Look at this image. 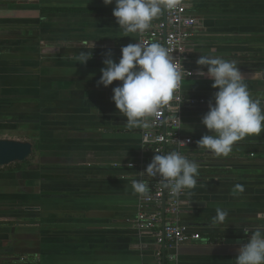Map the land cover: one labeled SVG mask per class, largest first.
<instances>
[{
  "label": "crops",
  "instance_id": "0c3cea01",
  "mask_svg": "<svg viewBox=\"0 0 264 264\" xmlns=\"http://www.w3.org/2000/svg\"><path fill=\"white\" fill-rule=\"evenodd\" d=\"M183 1L198 24L183 63L195 76L182 78V89L198 103L183 105L180 122L193 139L183 154L197 162L199 175L180 218L202 238L169 252L177 264H234L247 242L226 241H248L249 230L264 226V132L237 142L226 157L198 149L211 134L200 121L216 90L196 75L207 71L196 61L207 55L234 62L264 107V0ZM43 7L115 4L0 0V121H21L0 125L29 127L36 136L33 162L0 168V262L28 256L34 264H154L152 234L130 223L139 197L132 182L152 159L140 143L145 128L129 130L117 114L112 89L119 82L97 83L104 54L110 50L118 62L137 35L123 36L112 14H45ZM81 52H92L85 65L75 59ZM236 184L244 192L234 196ZM217 207L228 217L213 228Z\"/></svg>",
  "mask_w": 264,
  "mask_h": 264
},
{
  "label": "clouds",
  "instance_id": "9594fccd",
  "mask_svg": "<svg viewBox=\"0 0 264 264\" xmlns=\"http://www.w3.org/2000/svg\"><path fill=\"white\" fill-rule=\"evenodd\" d=\"M107 5L115 4L112 15L128 37L130 34H144L152 26V21L164 9L174 7V0H103ZM121 57L114 61L109 50L104 54V67L101 68L98 86L112 89V102L117 114L123 116L129 130L148 128L151 118L160 114V109L174 99L182 75L168 50L159 43H130L121 49ZM77 63L85 65L92 59V52H81ZM196 64L199 77L212 81L216 90L208 103V111L201 124L211 134L197 141L198 149L216 157L228 156L233 146L247 137H257L264 132V107L260 99H253L237 65L221 57L200 55ZM131 163L128 168H132ZM199 165L177 151L161 155L155 153L145 171L132 182L133 194L142 198L150 197V180L159 178L163 189L175 197L185 195L188 199H177L178 206H189L192 190L197 185ZM244 192V187L236 184L232 195ZM211 227L223 225L228 211L216 208ZM251 233L248 243L237 249L234 264H264V226H258ZM247 234V235H248Z\"/></svg>",
  "mask_w": 264,
  "mask_h": 264
},
{
  "label": "built area",
  "instance_id": "2783aa9c",
  "mask_svg": "<svg viewBox=\"0 0 264 264\" xmlns=\"http://www.w3.org/2000/svg\"><path fill=\"white\" fill-rule=\"evenodd\" d=\"M191 8L183 0H174V7L164 9L152 21V26L144 34L137 35V43L144 45L159 43L164 46L170 57L174 59L182 78L195 76V71L183 67L186 59L187 44L193 37L197 26V18L191 13ZM202 103V101H199ZM195 105L198 100L184 97L182 79L174 93V99L160 109V114L151 118L148 129L141 132L140 143L145 151L165 155L177 151L184 155V150L193 144V139L185 136L181 129V111L184 104ZM152 160V159H151ZM149 161V163L151 162ZM148 163V164H149ZM147 164V165H148ZM147 165L139 167V173L145 171ZM144 179H149L143 177ZM159 178L150 180V197H138V209L130 219V223L139 232H148L154 239V264H177L175 254L169 250L179 246L201 241L199 233L191 231L190 227L181 221L182 205L170 191L163 189Z\"/></svg>",
  "mask_w": 264,
  "mask_h": 264
},
{
  "label": "water",
  "instance_id": "95a60500",
  "mask_svg": "<svg viewBox=\"0 0 264 264\" xmlns=\"http://www.w3.org/2000/svg\"><path fill=\"white\" fill-rule=\"evenodd\" d=\"M17 122H21V121H0V123H17ZM32 153H33V145L29 142L0 139V168L9 166L14 163H23L28 158H30ZM194 225L195 224H193V226ZM226 242L227 244H233V243L243 244L245 242L248 243V241L245 240H228Z\"/></svg>",
  "mask_w": 264,
  "mask_h": 264
},
{
  "label": "rangeland",
  "instance_id": "374dc122",
  "mask_svg": "<svg viewBox=\"0 0 264 264\" xmlns=\"http://www.w3.org/2000/svg\"><path fill=\"white\" fill-rule=\"evenodd\" d=\"M7 138V140H16V141H20V142H29L33 145L34 139H35V132L33 131V129L29 128V127H25L23 128L22 126H12V125H0V138ZM33 155V154H32ZM32 155L30 156V158H28L25 162L23 163H19L21 164V168L24 167L28 164H30V162H33V157ZM14 165V167L16 166V163L11 164L9 166L6 167H12ZM14 258V256L11 257V259ZM28 258L29 257H25ZM32 258V257H30ZM12 264V263H11Z\"/></svg>",
  "mask_w": 264,
  "mask_h": 264
},
{
  "label": "trees",
  "instance_id": "16d2710c",
  "mask_svg": "<svg viewBox=\"0 0 264 264\" xmlns=\"http://www.w3.org/2000/svg\"><path fill=\"white\" fill-rule=\"evenodd\" d=\"M114 8H50V7H43L41 9L42 13H47V14H58V13H97L101 15H106V14H112ZM21 166V164L16 163V167ZM34 264L33 258H14V260H4L3 262H0V264Z\"/></svg>",
  "mask_w": 264,
  "mask_h": 264
}]
</instances>
